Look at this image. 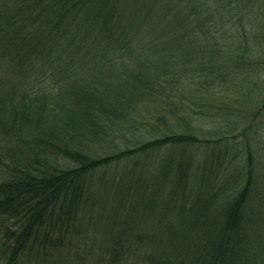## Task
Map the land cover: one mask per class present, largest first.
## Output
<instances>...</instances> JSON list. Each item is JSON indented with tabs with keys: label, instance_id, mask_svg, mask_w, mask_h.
Masks as SVG:
<instances>
[{
	"label": "trees",
	"instance_id": "obj_1",
	"mask_svg": "<svg viewBox=\"0 0 264 264\" xmlns=\"http://www.w3.org/2000/svg\"><path fill=\"white\" fill-rule=\"evenodd\" d=\"M262 16L264 0H0V87L6 91L0 98V137L17 143L2 149L11 167L0 173V264H131V250L141 264H263L253 243L255 231L264 240V162L254 165L250 151L244 181L240 174L225 177L215 192L210 185L215 171L209 179L204 169L205 185L197 187L193 204L172 207L181 222L193 226L179 233L187 229L188 238L195 237L186 258L154 255V239L128 222L115 221L116 235L113 221L94 228L95 220L107 219L106 211L94 206L101 198L108 204V197L96 200L90 181L99 169L130 156L206 142L191 133L186 115L235 123L236 131L258 144L255 132L264 127V48L251 50L248 44L260 45L264 32L247 33V26L264 30ZM13 78L26 87L20 89ZM152 95L163 96L152 111L156 120L176 121L185 133L90 154L93 145L124 134L128 119L123 118ZM46 124L52 129L46 131ZM22 125L43 131L20 139L14 135ZM176 163L171 193H190L193 156ZM126 173L135 184L114 182L117 191H148L138 174ZM225 185V197L216 199ZM166 231L171 237L177 232L169 226ZM144 248L147 252L137 253Z\"/></svg>",
	"mask_w": 264,
	"mask_h": 264
},
{
	"label": "rangeland",
	"instance_id": "obj_2",
	"mask_svg": "<svg viewBox=\"0 0 264 264\" xmlns=\"http://www.w3.org/2000/svg\"><path fill=\"white\" fill-rule=\"evenodd\" d=\"M262 17L264 18V16ZM247 27V33L250 34L257 32L263 34L264 32L261 27L255 28V25L253 27ZM233 30L237 31L240 29ZM250 34L249 37L251 36ZM248 47H250L251 50H256L259 47V49L261 50V47L264 48V41H262L260 45H257V43L254 45L248 44ZM261 60H264V56H261ZM13 81L15 85L18 84L20 89L26 87V84L22 79L16 80L13 78ZM4 86L5 85L0 87V98H2L6 92ZM42 94L39 93L38 95L42 96ZM162 99V95H152L151 98L136 104L134 111L138 112L132 113L130 110L129 115L123 118L128 119V123L125 124V127H127L128 129L124 131V134L116 133L108 139L102 140L99 143L93 145L94 148L91 149L93 153L90 154L93 156L112 154L122 149L132 148L134 146H137V144H140L147 140L165 136V134L185 133L184 125H174L176 121H170L164 124L161 121H157L156 117L153 116V109L160 106V103L158 101ZM1 100L2 103L7 104V102H4L3 99ZM50 103L51 102L48 100L47 104L49 105ZM197 107L198 105H191L189 108ZM178 113L180 114V116H185V113L180 110L178 111ZM185 119L189 121V124L191 126H193V128L191 129L192 134L202 140L210 141L195 142L193 144L182 146L165 145L159 148H154L153 150H150L146 153L136 154L119 162L101 168L94 175H92L90 181L91 192L95 194L94 198L96 200H99V195H105L108 197V204H106L101 198L99 202L102 205L99 202H97L95 206L93 204L91 205V210L93 209V206L94 209L96 207H99L97 212L106 211L103 212V216H106L107 214V219L95 220L94 228L96 224L99 226H103L105 224L110 225V223L113 221L112 225L116 235L119 226L115 221L123 223L128 222L129 225L134 228L133 231L147 232L148 236L151 237L149 239H154V243L150 242V246L152 248L151 251L154 255H161L162 258H164L163 255H167L170 258L181 255L182 257L186 258V255L184 254L186 253V248H189L191 252L194 251V248H191V246L195 244L194 235H190L189 239V231L187 229H185L183 233H181V236L179 234L180 229H182L183 227L190 228L193 226L188 224L189 221L187 219H184V222L187 224L181 222L183 219L178 216V209L173 210L172 207H179L180 204H185L187 206L192 205L196 196L197 187H199L201 183L205 185L204 175L211 179L213 171H215L214 179H212L213 181L210 185L215 186V192H218L219 188H221L222 184H224L222 181L225 179V177H238V175L240 174V177L243 180L245 170H247L246 160L248 158L247 154L249 151L251 152L252 159H254V165L257 164V160L264 162V127L261 130L255 132L254 136H257V140H259L258 144H255L253 141V136L249 139L245 135L240 134L239 130L236 131V124L227 123L225 119H219L216 122H213L212 118L209 116H200L196 114H192L191 116L186 115ZM45 126L46 131L52 129L50 124H46ZM133 126H138V128H133ZM230 129H232V131L229 134H222L226 133ZM41 131L43 130H36L33 128H31L30 130L26 129V127L23 126L19 130V133L14 136L20 139L29 140L34 137V134H40ZM1 137L4 136L2 135ZM1 137L0 173L8 170V168L11 167L9 163L10 157H8L7 154H3L2 149L10 146L9 144H13L14 146L17 144L15 139H13L12 137H8L6 139H3ZM217 139H219L218 143L212 141ZM107 144L109 145L106 146ZM25 145L26 144L23 145L21 143V146ZM190 154L194 159V163L192 164V172H190V174L192 175V177L194 175V178L192 180L193 185L191 192H187V196L185 198L186 194H172L171 192L174 185V180L179 173L180 167V165L177 164L176 161L181 159V157H186ZM169 160L172 161V164H168ZM4 163H7L8 165L4 166ZM219 163H222L221 167H219ZM69 165L71 164L69 163ZM221 168H225V170H223L219 174ZM204 169L205 171L203 175ZM126 170L132 171L134 174H138L140 176L139 182L143 185V187H147L148 191H146V193L142 191L140 193V190H138L136 194H134L133 192L122 194L121 192L117 191L118 188L113 184L114 182L118 184V182L122 181L124 183H127L129 187L135 184L134 179H132L130 175L126 173ZM255 172L256 169H254V174ZM202 176L203 180L201 181ZM242 180L238 182L239 186L240 184H242ZM205 187L207 189L206 191H203V193L205 194V197H208L210 195V187ZM226 187L227 185L222 187L223 189H225V191L216 199L225 197V194L227 193ZM106 188L110 189L112 193L110 194L108 192H103ZM253 193H255V191H253ZM171 199H173V201ZM146 201L147 204H152L150 209H146V206H144ZM255 201L257 202L258 198ZM132 206L134 208L131 210ZM165 207L166 209L167 207H170V209H167L166 211ZM167 226L176 228L177 232L175 237H171L170 234L166 231ZM147 233H145V236ZM260 235L261 232L255 231V243L253 244H256L258 246L257 253L260 254V257L262 254L261 258L264 259V240H259ZM170 237L173 239L170 240ZM182 238L185 240H183ZM178 243L181 245L188 244L189 246L178 248V246H176ZM134 252L136 251L131 250V255L129 257L131 259L129 263L141 264L142 261L136 260L132 256ZM145 252H147L145 251V248L137 251V253ZM247 252L251 256L253 253V249L251 248ZM262 263L264 264V261H262Z\"/></svg>",
	"mask_w": 264,
	"mask_h": 264
}]
</instances>
